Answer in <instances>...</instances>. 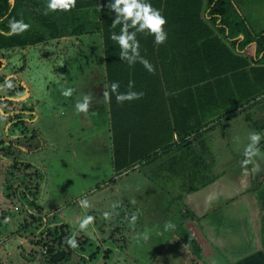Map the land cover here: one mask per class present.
Segmentation results:
<instances>
[{
  "label": "rangeland",
  "instance_id": "obj_1",
  "mask_svg": "<svg viewBox=\"0 0 264 264\" xmlns=\"http://www.w3.org/2000/svg\"><path fill=\"white\" fill-rule=\"evenodd\" d=\"M232 1L255 32L264 29V0ZM19 4L25 11L19 9L17 15L30 25L21 35L43 34L45 40L0 50V264H45L42 256L46 245L41 234L47 228L55 231L63 222L73 231L84 214L93 215L95 220L87 231L77 229L76 239L81 244L85 240L95 243L88 248L85 242L64 264H151V242L145 245L144 236L135 233L141 231L144 218L125 205L116 210L117 193L100 188L113 174L104 157L106 123L103 129L98 128L101 123L95 125L100 140L95 139L94 130L85 125L93 117L90 108L87 113H79L74 107L75 100L84 94L90 96L92 105L107 92L102 78V37L90 11L62 16L45 14V0H21ZM51 22L63 29L62 37L49 38ZM79 23L84 27L81 34H76ZM254 48L251 45L247 49L249 57L254 55ZM14 76L20 83L11 81ZM6 81H11V87L5 86ZM65 87L73 89L71 97L61 95ZM256 102V107L249 108V104L244 108L262 113L258 120H250L251 127L261 130L264 98ZM263 157L253 158L258 173L264 171ZM26 160L39 164L27 166ZM85 198L90 203L87 209L79 203ZM32 214L36 220L45 218V223H32L23 230L33 221ZM130 239L133 250L129 254ZM92 251L96 255L85 263L83 258Z\"/></svg>",
  "mask_w": 264,
  "mask_h": 264
},
{
  "label": "trees",
  "instance_id": "obj_2",
  "mask_svg": "<svg viewBox=\"0 0 264 264\" xmlns=\"http://www.w3.org/2000/svg\"><path fill=\"white\" fill-rule=\"evenodd\" d=\"M19 1L13 4L12 0H0V50L24 48L45 40L43 34H7L9 20L20 19L17 10L25 11ZM108 2L76 0L72 10L54 13L67 16L90 11L91 20L101 33L106 91L111 98L108 102L116 175L171 147L176 137L183 140L223 114L235 115L239 109L257 105L256 100L264 98V30L255 32L232 0H151L166 18L164 27L168 33L162 44H156L152 35L137 33L140 55L152 64L153 72L138 60L129 65L120 59V47L110 39L112 32L119 33L120 25L111 26L114 12L107 7ZM83 24L79 23L76 34L82 33ZM48 29L51 39L63 36V29L55 22ZM251 45L255 47L254 55L249 57L246 52ZM129 80L133 81L131 90L143 91V95L117 102L108 85L118 81L117 91L126 92L130 90ZM11 81L20 83L15 76ZM19 88L23 90L22 86ZM150 109L156 113L138 115L139 110ZM32 218L23 230L32 223L46 221L36 220L34 214ZM72 232L70 224L63 222L55 231L47 228L41 234L46 245L42 256L45 264H64L71 259L77 249L69 247L66 238ZM85 242L88 248L95 243L85 240L78 242L79 247ZM189 247L202 259L201 247L194 239ZM95 255L92 251L83 258L84 262L89 263Z\"/></svg>",
  "mask_w": 264,
  "mask_h": 264
},
{
  "label": "crops",
  "instance_id": "obj_3",
  "mask_svg": "<svg viewBox=\"0 0 264 264\" xmlns=\"http://www.w3.org/2000/svg\"><path fill=\"white\" fill-rule=\"evenodd\" d=\"M103 74L105 80V68ZM89 106L93 117L85 125L94 130L95 139L100 140L97 123H106L108 131L104 157L113 174L100 188L117 193L116 210L125 205L144 218L141 231L135 233H147L145 245L151 242V264H264V171L257 172L254 157L247 165L242 163L247 134L264 132V127L250 126V120L262 115L258 109H249L255 105L239 109L235 115L223 114L183 140L176 137L171 147L119 175L112 160L109 102L101 96ZM153 112L156 110H139L138 115ZM35 163L37 167L39 163ZM169 222L174 227L166 229ZM164 230L167 233H161ZM193 239L201 247L202 259L189 247ZM131 244L130 239L129 254Z\"/></svg>",
  "mask_w": 264,
  "mask_h": 264
},
{
  "label": "clouds",
  "instance_id": "obj_4",
  "mask_svg": "<svg viewBox=\"0 0 264 264\" xmlns=\"http://www.w3.org/2000/svg\"><path fill=\"white\" fill-rule=\"evenodd\" d=\"M76 6V0H46L45 14L56 11H70ZM107 7L114 12L111 26L120 25L119 33L112 32L110 39L115 41L120 47L119 57L121 60H126L129 65L134 64L137 60L144 68L153 72L152 64L143 56L140 55V41L137 39V33L152 35L156 44H162L167 39V31L164 27L166 18L162 15L161 10L154 7L151 0H109ZM30 25L23 19H11L8 22V35H12L28 29ZM131 29V30H130ZM133 81H128L129 91L118 92L119 82L113 81L108 85V88L115 94L117 102L125 100L131 101L139 99L143 95V91L131 90ZM6 87H11V81L5 82ZM73 94L71 87L61 89V95L68 97ZM104 99L110 100L107 92L104 93ZM90 96L84 94L81 99L75 102V111L79 113H87L89 109ZM264 139V132L251 131L247 134V143L243 146V161L247 165L254 156L261 154L260 142ZM81 207L87 209L90 207L89 201L81 199L79 201ZM115 207V204L113 205ZM109 212H104L105 217L109 216ZM134 221L135 216L131 217ZM95 217L91 214H84L79 219L78 224L74 227L72 234L66 238V243L69 247L77 249L79 243L76 239L77 229L80 232H85L88 226L93 224ZM174 227L170 222L165 224V228ZM144 239H148L147 233L144 234Z\"/></svg>",
  "mask_w": 264,
  "mask_h": 264
},
{
  "label": "built area",
  "instance_id": "obj_5",
  "mask_svg": "<svg viewBox=\"0 0 264 264\" xmlns=\"http://www.w3.org/2000/svg\"><path fill=\"white\" fill-rule=\"evenodd\" d=\"M0 227H1V215H0Z\"/></svg>",
  "mask_w": 264,
  "mask_h": 264
},
{
  "label": "flooded vegetation",
  "instance_id": "obj_6",
  "mask_svg": "<svg viewBox=\"0 0 264 264\" xmlns=\"http://www.w3.org/2000/svg\"><path fill=\"white\" fill-rule=\"evenodd\" d=\"M253 28V27H252ZM253 30H254V28H253ZM264 30V29H263ZM262 31V30H261ZM261 31H259V32H261ZM259 32H257V33H259Z\"/></svg>",
  "mask_w": 264,
  "mask_h": 264
}]
</instances>
